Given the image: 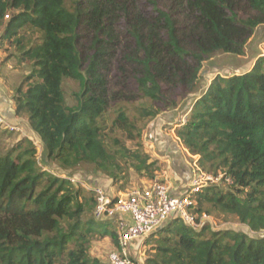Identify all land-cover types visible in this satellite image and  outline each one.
Returning <instances> with one entry per match:
<instances>
[{
    "label": "trees",
    "instance_id": "trees-1",
    "mask_svg": "<svg viewBox=\"0 0 264 264\" xmlns=\"http://www.w3.org/2000/svg\"><path fill=\"white\" fill-rule=\"evenodd\" d=\"M68 1L0 0L5 37L27 27L40 35L22 53L33 71L17 89L16 114L28 119L47 158L65 169L91 163L117 181L127 177L121 160L140 174L153 175L155 163L138 150L108 147L112 106L140 98L164 102L177 88L192 93L208 57L244 55L264 25V0H70L72 9ZM66 80L81 86L75 107L67 104ZM132 81L138 93L131 92ZM158 115L141 111L146 119ZM113 127L127 139L141 137L123 107ZM177 136L200 156L201 168L224 170L232 181L227 191L204 188L196 212L234 215L252 232L264 231V59L244 74L218 75ZM20 142L0 153V264H105L91 256V237L106 234L114 247L119 242L114 226L85 219L94 197L83 201L70 179L38 167L30 141ZM147 264H264V238L217 232L210 224L196 230L176 218Z\"/></svg>",
    "mask_w": 264,
    "mask_h": 264
},
{
    "label": "rangeland",
    "instance_id": "rangeland-1",
    "mask_svg": "<svg viewBox=\"0 0 264 264\" xmlns=\"http://www.w3.org/2000/svg\"><path fill=\"white\" fill-rule=\"evenodd\" d=\"M72 7L73 3L69 0L67 2V8L72 9ZM5 28L6 24H0V34L5 31ZM38 42H40V35L29 27L20 30L17 34L4 40V46H7V48H5V50L7 49V55H9V58L13 59L14 68L9 70L10 75H7L9 77L8 83L14 90L15 95L22 82L33 71V63L24 60L22 58V53L25 49ZM261 59H264V25L258 27L253 37L248 41L244 55L238 56L219 52L208 57L203 64L200 79L192 93L186 92L184 88H177L167 92V101L164 102L153 101L150 98H140L133 102H122L112 106L105 121L106 131L104 135L108 147L114 152L130 149L147 154L150 157V163H155V172L153 175L145 172L142 174L138 173L134 169L133 164L128 162V165H126L125 160H121L120 163L123 165L124 169H126L127 177L125 178V176L122 175L118 181L97 170L96 166L91 163H82L75 168L65 169L55 160L47 158L45 146L38 134L34 135L30 131L31 134L28 136L30 139H20L21 133L23 132L18 126L19 132H12L0 127V153L5 154L11 149H15L22 140L30 141L33 145L32 147L36 149V157L39 160L38 167L40 169L46 168L56 175L67 177H60L61 179H72V181H69L72 183V187L75 191L82 192L80 198H82L83 201L94 197L91 192V187L96 185L107 186L111 188V190L116 188L119 190L118 192L124 193L133 188L148 186L155 181H164L165 177L174 169V155H176V153L180 155L181 151L177 149L172 153L166 151L165 144L168 139H161L162 136H160V139H152L151 133L155 134V130L160 129L162 130L160 134L164 136L169 134L174 135V133L177 135V129L187 123L191 115L190 111L193 109V104L201 99L208 86L218 75L228 77L244 74L251 71ZM116 74L117 72L115 69L110 75L112 81L114 77L116 78ZM130 89L131 92L138 93V88L134 81L131 82ZM80 90L81 86L78 82L72 80H66L64 82V91L68 106H77V94ZM120 107L125 108L130 118L141 128V137L139 139H127V134L113 127V121ZM148 108L158 110L159 117L157 116L155 119L142 118L141 111ZM165 115H171V119L174 122L178 121L175 124L179 126L174 127L175 124L173 125L171 121H167L164 118ZM157 118H159L158 121L156 120ZM158 123L163 125V128H158ZM15 133L18 135L15 136ZM23 145L24 147H30L27 142L23 143ZM193 156L194 155L189 156L193 169H197L196 167L201 168L199 164L200 156ZM194 164H197V166L195 167ZM201 171L208 176H213L216 179L219 178L217 182L210 184V186H218L224 191L231 188L232 183L226 181L224 170L219 169L216 171L208 167V169L201 168ZM82 199L80 200L82 201ZM91 205H93V203H91ZM204 207L212 209L211 205H205ZM94 209L93 206V209L87 212L85 219H94ZM208 215H210L216 223V225L212 227L214 231L219 232L233 229L235 231L246 232L255 238H264V231L258 233L252 232L246 225L240 223L238 218L234 215L223 214L218 211H214ZM182 224L183 223L179 224V226ZM162 232L163 229L134 244L131 255L133 259L135 258L137 264H147L148 259L155 255L158 238ZM208 235L210 234L208 233ZM90 240L91 256L102 260L105 264H109V255L115 249L112 238L108 235L106 236V234L104 236L94 234Z\"/></svg>",
    "mask_w": 264,
    "mask_h": 264
},
{
    "label": "built area",
    "instance_id": "built-area-1",
    "mask_svg": "<svg viewBox=\"0 0 264 264\" xmlns=\"http://www.w3.org/2000/svg\"><path fill=\"white\" fill-rule=\"evenodd\" d=\"M0 127L12 132L19 131L1 113ZM196 168L192 182L179 196L172 194L167 181H155L148 186L133 188L124 193L111 190L107 186L91 187L95 199L94 218L100 223L114 226L119 242V246L109 255V264H137L131 255L134 244L159 232L173 219H182L196 230L203 229L207 224L212 227L216 225L210 215L200 214L196 209L197 195L219 178L208 176L201 168ZM227 181L232 183L230 178Z\"/></svg>",
    "mask_w": 264,
    "mask_h": 264
},
{
    "label": "crops",
    "instance_id": "crops-1",
    "mask_svg": "<svg viewBox=\"0 0 264 264\" xmlns=\"http://www.w3.org/2000/svg\"><path fill=\"white\" fill-rule=\"evenodd\" d=\"M4 32L1 34V39H0V113L6 118L8 123H10L11 125L18 126L21 129L23 133H21L20 139H24L27 138L29 134H31V132L34 135L36 133L31 130L29 121L26 117L18 116L16 114V104L14 101L15 93L12 87L10 86V84L8 83L9 80L8 75H10L9 70L14 68L13 59L9 58V55H7V49L5 50L7 46H4V40H7V38L4 36ZM164 118L167 121H171L173 125L178 122V121L174 122L171 119V115H165ZM158 119L159 118H157L156 120L158 121ZM178 126H179L178 124L174 125V127H178ZM158 128H163V125H160V123H158ZM160 131L162 130L157 129L155 130L156 132L155 134L151 133L152 139H160L161 138L160 136H162L161 139H168L167 143L165 144L166 151H170V153L175 151V149L181 151L180 155H178L177 153L176 155H174L173 158L174 169L173 171H171V173H169L165 177L164 180L167 181L168 184L170 185L172 194L174 196H179L185 192L186 186L190 184L194 178L195 170L193 169L191 161L189 160V156L192 155L182 144L181 140L178 138L176 133L173 132L174 135L169 134L164 136L163 134H160ZM17 135L18 134H16L15 136ZM114 190L119 191L116 188H114Z\"/></svg>",
    "mask_w": 264,
    "mask_h": 264
}]
</instances>
